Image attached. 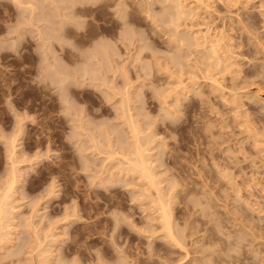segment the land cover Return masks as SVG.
I'll use <instances>...</instances> for the list:
<instances>
[{
  "label": "rangeland",
  "instance_id": "obj_1",
  "mask_svg": "<svg viewBox=\"0 0 264 264\" xmlns=\"http://www.w3.org/2000/svg\"><path fill=\"white\" fill-rule=\"evenodd\" d=\"M0 189V264H264V0H0Z\"/></svg>",
  "mask_w": 264,
  "mask_h": 264
},
{
  "label": "bare ground",
  "instance_id": "obj_2",
  "mask_svg": "<svg viewBox=\"0 0 264 264\" xmlns=\"http://www.w3.org/2000/svg\"><path fill=\"white\" fill-rule=\"evenodd\" d=\"M21 2V1H20ZM19 3V2H18ZM184 13V12H183ZM66 16V15H65ZM64 19V18H63ZM65 21V20H64ZM73 21V20H72ZM67 22V21H66ZM50 28V27H49ZM49 34V33H48ZM53 34V33H52ZM126 35V34H125ZM41 36H43L42 35V32H41ZM53 36V35H52ZM129 36V35H128ZM51 39V38H50ZM50 39L48 40V41H50ZM130 39V38H129ZM54 40H55V37H54ZM57 40H59V39H57ZM52 42V41H51ZM44 43H46L45 41H44ZM43 43V44H44ZM49 43V42H48ZM106 43V42H105ZM102 46V45H101ZM105 45H104V49H105ZM101 49L102 48H98V53H100V51H101ZM108 49H109V47H108ZM50 51V50H49ZM215 53H216V51H215ZM103 54V53H102ZM104 54H106V53H104ZM86 55V54H85ZM107 55V54H106ZM48 56V55H47ZM97 57V56H96ZM98 58V57H97ZM55 61V60H54ZM222 61V60H221ZM97 62V61H96ZM109 62V61H108ZM219 63V62H218ZM103 64V63H102ZM51 65V64H50ZM98 65V64H97ZM104 66V65H103ZM52 67V66H51ZM106 68V67H105ZM109 68V67H108ZM85 69V68H84ZM61 70V69H60ZM49 71V70H48ZM56 71V70H55ZM104 71H105V69H104ZM101 72V71H100ZM47 73V72H46ZM73 73V72H72ZM103 72H101V74H102ZM71 74V73H70ZM55 75V74H54ZM94 75V74H93ZM72 76V75H71ZM53 77V76H52ZM59 78H60V76H59ZM73 79V78H72ZM60 80H62V79H60ZM71 80V79H70ZM95 80V79H94ZM63 81V80H62ZM81 81V80H80ZM61 82V81H60ZM107 82V81H106ZM60 84V83H59ZM127 99H128V97H127ZM69 100V99H68ZM128 102V101H127ZM125 104H127V103H125ZM128 105H129V103H128ZM124 107V106H123ZM124 109V108H123ZM133 109V108H132ZM130 112H131V110H130ZM126 114V113H125ZM124 114V115H125ZM128 114V113H127ZM126 114V115H127ZM130 115H131V113H130ZM135 115V114H134ZM125 117H128V116H125ZM134 117V116H133ZM79 118V117H78ZM130 120V119H129ZM129 120H127V121H129ZM135 120V119H134ZM131 121V120H130ZM130 121L128 122V123H130ZM131 122H133V120L131 121ZM136 122V121H135ZM135 122L133 123L134 124V127L132 128V131L131 132H133L134 134L133 135H135V136H137V138H139L140 139V137H138L140 134H141V132H140V134L139 135H137L138 133H139V131H138V129H140V128H136L135 126ZM132 123H131V125H133ZM105 125V124H104ZM138 125L139 124H137V127H138ZM103 127V126H102ZM129 127H130V124H129ZM131 128V127H130ZM136 131H138V133L136 134ZM142 131V130H141ZM147 134V133H146ZM145 134V135H146ZM142 135V134H141ZM149 136H151V134L149 135ZM149 138V137H148ZM151 138V137H150ZM135 139V138H134ZM121 140V139H120ZM139 141V142H138ZM148 141V140H147ZM151 141V140H150ZM13 142V141H12ZM120 142H122V143H124L125 141H123V140H121ZM143 142V141H142ZM149 142V141H148ZM97 143V142H96ZM126 143V142H125ZM124 143V144H125ZM136 143H137V145L135 146V150H134V152H133V154H134V156H131V155H133V154H131V153H129V154H131L130 156H127L126 154H124V157L126 158V161L128 160V163H129V173H130V171H136V172H134V173H137V172H140V174H141V176L142 177H144V178H146L147 179V181L149 182V184H151V186H156V184H158V183H161V182H158V183H156V180H155V174H156V172L154 173L153 172V169H152V167H151V165L149 164V162H148V158H147V156H146V154H145V150H147V149H144V147H142L141 145H140V140H137L136 141ZM147 143V142H146ZM150 143V142H149ZM142 144V143H141ZM13 145V144H12ZM128 145V144H127ZM149 145V144H148ZM96 146V145H95ZM13 147H14V145H13ZM12 147V148H13ZM118 147V146H117ZM14 149V148H13ZM97 149V148H96ZM119 149V148H118ZM134 149V148H133ZM132 149V150H133ZM130 150H131V148H130ZM15 151V150H14ZM148 151V150H147ZM146 151V152H147ZM102 152V151H101ZM127 152V151H126ZM132 152V151H131ZM149 152V151H148ZM123 153V152H122ZM120 154H121V152H120ZM119 154V155H120ZM128 154V155H129ZM82 155V154H81ZM123 155V154H122ZM13 156V155H12ZM111 158V157H110ZM124 158V159H125ZM123 162V161H122ZM152 163V162H151ZM126 164V163H125ZM123 165H124V163H123ZM126 167V166H125ZM125 170V169H124ZM128 170V168L126 169V171ZM155 171V170H154ZM14 172V171H13ZM139 174V173H138ZM17 175V174H16ZM12 177V176H11ZM141 177V178H142ZM159 177V176H158ZM157 179V178H156ZM13 181H15V180H13ZM12 181V182H13ZM147 182V183H148ZM14 183V185L16 184V182H13ZM7 185H9V183H7ZM6 185V186H7ZM160 185V184H159ZM3 186H5V185H3ZM13 186V185H12ZM11 186V183H10V185H9V187H8V189L10 188V187H12ZM148 186V185H147ZM158 186V185H157ZM13 188V187H12ZM154 188V187H153ZM157 188V187H156ZM7 189V188H6ZM5 189V190H6ZM11 189V188H10ZM148 189V188H147ZM1 190V189H0ZM156 190H159L158 188L156 189ZM2 191H3V189H2ZM1 191V192H2ZM7 191V190H6ZM6 191H5V193H6ZM8 191H11V190H8ZM161 191V190H160ZM11 192H13V191H11ZM162 192V191H161ZM160 194V192L158 193V195ZM8 195V194H7ZM157 195V196H158ZM9 196V195H8ZM7 196V197H8ZM154 196V195H153ZM3 197V196H2ZM5 197H6V194H5ZM159 197V196H158ZM165 197V196H164ZM8 200H10V197L9 198H7ZM157 199V198H156ZM5 200H6V198L4 199V197H3V199H2V201L0 202V205H1V203H5ZM160 200V199H159ZM158 200V201H159ZM162 200V199H161ZM157 201V200H156ZM167 201V200H166ZM165 202V201H164ZM164 202H162V203H159V204H161L160 206H161V212H162V219L164 220L163 222V225L166 227V229L168 230V234H171V236L173 235V229H172V219L170 220V218H172L171 216H170V214L171 213H169L168 212V209H169V207L170 206H168V204H167V206H165L166 205V203L164 204ZM170 202V201H169ZM158 203V202H157ZM7 204V203H6ZM3 205V204H2ZM8 206H10L9 204H7ZM8 208V207H7ZM2 209V208H1ZM1 209H0V211H1ZM3 209H4V207H3ZM3 209H2V211H1V219H3V218H5L4 217V215H5V213H7L5 210V212L3 211ZM11 209H13V208H11ZM244 209V208H243ZM11 211V210H10ZM160 212V211H159ZM239 212V211H238ZM8 213H10V212H8ZM14 213V212H13ZM246 213V212H245ZM244 215H246V214H244ZM12 216V215H11ZM3 217V218H2ZM246 217V216H245ZM248 217V216H247ZM2 220H0V222H1ZM170 221H171V223H170ZM252 221V220H251ZM4 222H2V224H3ZM10 223V222H9ZM242 224V223H241ZM5 225V224H4ZM172 225V226H171ZM252 225V224H251ZM250 225V226H251ZM257 225V224H256ZM260 225V224H259ZM0 226H1V224H0ZM245 227V226H244ZM257 227V226H256ZM174 228V227H173ZM243 228V227H242ZM241 228V229H242ZM248 228V227H247ZM0 229H1V227H0ZM165 229V228H164ZM172 229V230H171ZM258 229V228H257ZM263 229V228H262ZM252 231V230H251ZM263 231V230H262ZM233 232V231H232ZM243 232V231H242ZM4 233V232H3ZM234 233V232H233ZM253 233V232H252ZM250 234V233H249ZM248 234V235H249ZM167 235V234H166ZM255 235V234H254ZM170 236V235H169ZM170 236V237H171ZM174 236H175V232H174ZM4 237V236H3ZM236 237V236H235ZM258 237V236H257ZM1 238H2V236H1ZM175 238V237H174ZM184 238V237H183ZM47 239V238H46ZM243 239V238H242ZM255 239V238H254ZM257 239V238H256ZM174 240V239H173ZM244 240V239H243ZM181 241V240H180ZM228 241H229V239H228ZM232 241V240H231ZM230 241V242H231ZM246 241V240H245ZM175 242H176V240H175ZM234 242H241L242 243V241H238L237 239H236V241H234ZM177 243H179L178 241H177ZM238 244H240V243H238ZM41 244H39V246H40ZM233 246V245H232ZM235 246V245H234ZM236 247H237V245H236ZM182 248H184V247H182ZM241 248V247H240ZM239 248V249H240ZM230 249V248H229ZM232 249V248H231ZM40 250V249H39ZM48 251V250H47ZM46 252V251H45ZM51 252V251H50ZM49 252V253H50ZM188 252V251H187ZM42 253H43V250H42ZM240 254V253H239ZM242 254V253H241ZM240 254V255H241ZM47 255V254H46ZM187 255H189V253H187ZM186 255V256H187ZM231 255H233V254H231ZM238 255V254H237ZM42 256V255H41ZM44 256V255H43ZM235 256V255H234ZM46 257V256H45ZM242 257V256H241ZM186 258V257H185ZM231 258V257H230ZM264 258V257H263ZM48 259V258H47ZM236 259V258H235ZM258 260V259H257ZM48 261V260H47ZM236 261V260H235ZM46 262V261H45ZM231 262V261H230ZM49 263V262H48ZM237 263V262H236ZM40 264V263H39ZM46 264V263H45ZM232 264H234V263H232ZM239 264H240V262H239ZM250 264V263H249Z\"/></svg>",
  "mask_w": 264,
  "mask_h": 264
}]
</instances>
